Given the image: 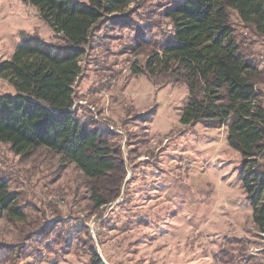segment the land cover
<instances>
[{"label":"rangeland","instance_id":"374dc122","mask_svg":"<svg viewBox=\"0 0 264 264\" xmlns=\"http://www.w3.org/2000/svg\"><path fill=\"white\" fill-rule=\"evenodd\" d=\"M169 2L131 6L136 24L155 27L146 40L172 34L163 17ZM108 19L86 47L74 103L82 119L92 118L120 145L126 164L120 195L97 207L90 180L76 165L46 149L20 158L0 143V170L32 219L0 220V248L12 247L16 255L7 264H89V244L104 264H264V235L240 181L243 159L228 145L226 127L182 125L186 85L133 74L150 47ZM232 25L249 39L264 71V39L245 31L236 16ZM34 36L61 44L37 8L0 0V63ZM260 89L264 103V82ZM16 93L0 78V95Z\"/></svg>","mask_w":264,"mask_h":264},{"label":"trees","instance_id":"16d2710c","mask_svg":"<svg viewBox=\"0 0 264 264\" xmlns=\"http://www.w3.org/2000/svg\"><path fill=\"white\" fill-rule=\"evenodd\" d=\"M21 1L37 8L61 44L51 45L38 36L24 38L14 55L0 63V78L17 91L0 95V143L20 158L46 149L63 164L76 165L90 180L97 207L119 197L126 176L121 147L92 118L82 119L74 103L86 47L109 18L107 23L132 30L139 46L150 47L145 62L132 67L133 74L186 85L182 125L226 127L228 145L243 159L239 176L253 222L264 232V71L249 39L232 25L236 16L245 31L264 39V0H170L163 17L173 32L152 41L145 33H152L154 25L141 28L133 17L131 6L138 7L141 0ZM19 202L0 170V220L29 224L32 219ZM1 249L5 253L0 264L16 261L12 247ZM88 250L89 264H104L93 244ZM242 264H249L248 259Z\"/></svg>","mask_w":264,"mask_h":264},{"label":"built area","instance_id":"2783aa9c","mask_svg":"<svg viewBox=\"0 0 264 264\" xmlns=\"http://www.w3.org/2000/svg\"><path fill=\"white\" fill-rule=\"evenodd\" d=\"M263 235H264V232H263Z\"/></svg>","mask_w":264,"mask_h":264}]
</instances>
